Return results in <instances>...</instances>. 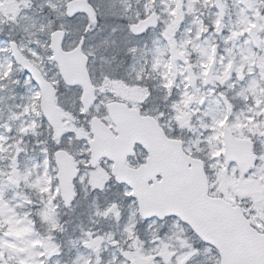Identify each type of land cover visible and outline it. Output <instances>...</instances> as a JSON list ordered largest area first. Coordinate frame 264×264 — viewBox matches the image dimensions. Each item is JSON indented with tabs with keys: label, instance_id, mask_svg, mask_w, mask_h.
Instances as JSON below:
<instances>
[{
	"label": "snow or ice",
	"instance_id": "1",
	"mask_svg": "<svg viewBox=\"0 0 264 264\" xmlns=\"http://www.w3.org/2000/svg\"><path fill=\"white\" fill-rule=\"evenodd\" d=\"M0 264H264V0H0Z\"/></svg>",
	"mask_w": 264,
	"mask_h": 264
}]
</instances>
